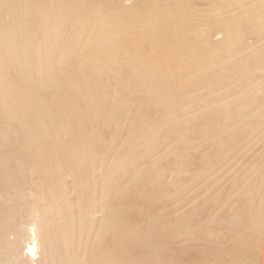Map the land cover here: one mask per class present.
I'll list each match as a JSON object with an SVG mask.
<instances>
[{"label": "rangeland", "instance_id": "rangeland-1", "mask_svg": "<svg viewBox=\"0 0 264 264\" xmlns=\"http://www.w3.org/2000/svg\"><path fill=\"white\" fill-rule=\"evenodd\" d=\"M85 12L99 25L108 24L110 35L118 36L104 33L105 38L110 36L106 38L109 45L86 55L84 67L101 70L95 72L111 96L104 117L88 129L94 144L92 162L79 171L75 161L59 155L58 171L48 173L44 156L35 161L34 173L39 178L28 184L31 195L24 197L26 191L12 189L15 218L10 232L21 233L24 224L27 229L40 215L52 212L46 210L50 202L40 201L37 195L54 181L62 200L68 202L66 221L76 216L87 219L80 240L93 259L104 257L102 264H123V260L124 264H264V114L244 117L264 103V88L248 94L246 101L236 102L232 97L264 78L260 41L264 35L255 31L233 0H88ZM122 23V29L117 28ZM236 23L241 38L234 37L231 45L230 38L224 40ZM121 42L127 52L138 51L146 64L131 65ZM226 44L232 49L227 51ZM246 69L251 72L240 79ZM0 72L19 82L12 68L0 67ZM118 73L122 80L116 77ZM45 96L51 103V96ZM249 101L253 105L243 106ZM116 102L124 104L123 108L114 107L120 105ZM158 112L165 116L156 123L157 135L151 126L155 127ZM167 120L174 125L167 126ZM174 126L177 130L169 129ZM144 130L150 135V140L145 135L148 144L142 137ZM61 133L59 138L69 144L77 140L76 132ZM51 135L48 123L45 136ZM138 139L145 148L138 145ZM46 144L53 147L49 139ZM47 158L45 163L50 164ZM45 174L47 181L40 178ZM88 176L89 191L75 187V182ZM95 186L106 190L104 199L96 195ZM258 219L263 221L260 227ZM103 221L108 225L98 243L96 231ZM71 230V223L59 230L61 250L72 241ZM75 238L77 243L79 237ZM24 257L21 264H33L27 254Z\"/></svg>", "mask_w": 264, "mask_h": 264}, {"label": "bare ground", "instance_id": "bare-ground-1", "mask_svg": "<svg viewBox=\"0 0 264 264\" xmlns=\"http://www.w3.org/2000/svg\"><path fill=\"white\" fill-rule=\"evenodd\" d=\"M233 1L239 3L243 8L242 15H244L252 22L255 27V31H258L259 33L264 35V0ZM87 3L88 0H0V67L4 68L5 66L7 67V69L9 67L12 68L14 70V73L16 74L15 76L19 80V82H17L8 77L6 73L5 75L3 72H0V264H21V260L22 258H25L24 256L26 254L30 259L34 260L33 264H43V261H46V263L44 264H102V260H104V257H99V261L93 259V254H91V251L89 250L88 252H86V244L82 240H80V237L83 236L85 225L87 224V219L85 217L80 218L76 216V218H73L70 222L66 221L65 218L69 209L68 202H65L66 200L63 201L64 198L62 200V193L57 191V184L54 181L48 183L47 188L44 189V191L42 190V193H40L39 195H37L38 193L36 194L40 197V201L42 199V201L47 200V202H50V205L48 208H46V210H51L52 212L50 214L40 215L38 218L36 217L37 219H35V221L27 229H25L26 224H24L21 233L14 234L10 232V226L13 222L12 218L14 217L13 215L15 211L12 203L14 200V197L12 196V189H16V191H26L24 197L31 195L32 192L29 191L28 184L32 179L35 180V178H39L34 173L35 161H37L38 159L41 160L42 156H44L43 163L44 167L47 168L48 173L58 171L59 165L56 162V159H59V155L62 156L63 159L70 158L75 161L76 169L79 171H81L83 168H89L90 163L92 162L94 144H91L89 141L88 129L89 126L92 125L93 121L99 122L98 120L104 117V107L109 102V98L111 96L103 86L104 82L99 80V74H96V70H99L100 72L101 70L95 69L94 67L84 66L85 61L87 60L86 55L92 53L94 49H98L99 51V49L103 50L106 48V38H108V35L105 38L104 33L109 34V32L107 29V23L106 27L103 24L99 25L98 23H100V21L97 22L93 18H87V16H91L85 12ZM250 5L254 7L253 10L251 9ZM210 13L212 12L210 11ZM179 16L180 15H178V17ZM123 23L128 22L125 21ZM123 23L117 28L120 29ZM160 25L165 28L163 24ZM238 25L240 24L236 23L233 29L229 30V35L228 37L225 36L227 39L224 41L229 42L230 38V43L232 45V43L235 41L234 37H237L238 39L241 38L239 36ZM111 35L113 36L112 38H114L115 35ZM171 36L173 38L172 34ZM116 37L118 36H115V38ZM260 41L264 45V38ZM176 45L178 46L179 43ZM231 45L229 46L228 44H226L225 49L227 51L231 50ZM120 46L125 52L126 45L121 42ZM214 51H217V49ZM103 54L105 53L103 52ZM126 54V56L129 57L127 61L131 63V65L138 62H140L141 64H146L144 61L139 59L138 56H140V54L138 53V51H126ZM90 57H92V55ZM217 59L215 60V62L217 61ZM223 61L224 60L219 62ZM227 61L229 62V59H227L224 64H228ZM222 67H224L223 64ZM246 67L247 66H245V68ZM249 71V69L244 70L240 79L246 77L248 73L251 72ZM116 77L119 80H122L120 73H118ZM262 88H264V78L240 89V91L233 94L232 97L236 102L237 100L241 101L242 99L247 98L248 94L252 92H260V89ZM47 94H49L52 98L51 103L46 102V100H44L43 98ZM228 96L231 97V95ZM120 102H116V104L120 105L118 107L114 105V107L123 108L124 104H121ZM251 104L253 105V103L249 101L246 103V105L243 106L248 107ZM226 105H229V102ZM243 110L245 109L243 108ZM243 110H241L242 113ZM240 113H238L237 111V115ZM158 114L159 112L157 113V115ZM263 114L264 103L259 106L256 105V109L251 113V115L246 114L244 117H249L251 119V116L256 117ZM160 115L161 114H159L158 116V120L154 119L155 124L157 123V121L160 124V117L162 118L164 114L162 116ZM167 118H169V115ZM253 118L251 121H253ZM168 121L169 120H167L166 125H174L173 121L172 124ZM163 122H166V119ZM48 123L51 124L52 130V135L49 137L45 136V127ZM158 125L156 124L155 127L154 125H152L151 128L157 129ZM148 126L146 130H148ZM170 128H174L177 130V126L176 128L175 126L169 127V129ZM150 130H148V133H150ZM155 130L153 129V131L151 132H156L155 134L158 135V129L157 131ZM62 131L66 134H75L76 132L77 140H74V143L69 144L71 141L64 139L66 141L65 142L63 139L59 138L60 134H62ZM148 133H146L145 131V133H143L144 136L142 137L144 138L145 135L147 137ZM92 134L94 135V132H92ZM155 134H153V136L157 137V135ZM48 139L53 142V147L51 148L47 147L46 143ZM183 139L187 138L185 137ZM138 140V145L139 142L142 146L145 145L142 144V142H144L143 140ZM146 141V143L148 144L147 139ZM152 141L150 142L152 143ZM143 148H145V146ZM60 152H62V154H59ZM45 158L48 159L47 162L50 164L45 163ZM99 161H101V157H99ZM82 172L79 173H81V175H85ZM46 175L47 174L41 175V180L47 181ZM107 180L109 182V178H107ZM89 182L90 178L88 176V179L85 177H81L79 182H75L74 184H76L75 187L77 188L86 187L85 189L89 191ZM94 190L96 191V195H100L104 199L103 196L106 195V190L104 188H97L95 186ZM23 191H21L22 194ZM79 196H81V193L77 194V197ZM106 204L107 202L103 205V207H106ZM109 212H107V214ZM102 216H105V214H102ZM18 221H20V219ZM257 222L259 223V227L260 223L263 224L262 219H258ZM67 223H71L72 226V241H69V244L67 243L68 248L66 249L64 247L66 250L62 249L64 250L62 252V245L60 246L57 238L59 237V230H65V224ZM18 224L20 223H17V225ZM107 225L108 223L106 221H103L98 227L96 231V241H98V243H100L101 238L103 237L104 229L107 227ZM74 235L75 237H79L77 243L74 242V240L76 239ZM26 236L29 239L28 242H26ZM113 263L119 264L118 261L109 264Z\"/></svg>", "mask_w": 264, "mask_h": 264}]
</instances>
